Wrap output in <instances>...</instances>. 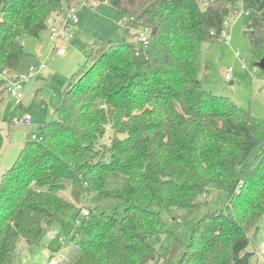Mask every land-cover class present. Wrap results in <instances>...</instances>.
Masks as SVG:
<instances>
[{"label":"trees","instance_id":"1","mask_svg":"<svg viewBox=\"0 0 264 264\" xmlns=\"http://www.w3.org/2000/svg\"><path fill=\"white\" fill-rule=\"evenodd\" d=\"M99 1L127 19V30L148 28L149 43L92 46L58 118L41 124L3 174L0 264H16L22 240L34 251L54 235L58 217L74 207L61 191L71 188L77 203L109 195L108 171L118 174L124 215L91 209L83 217L79 209L75 247L62 264H160L153 240L170 235L160 212L200 209L214 191L227 194L226 211L201 219L178 264H252L251 235L264 219V119L214 95L201 78L203 45L224 42V22L238 2ZM77 2L0 0V99L5 75L17 74L26 55L22 39L40 38L51 15ZM244 4L253 55L262 60L264 0ZM23 108L16 106L10 123L25 117ZM4 144L0 130V153Z\"/></svg>","mask_w":264,"mask_h":264},{"label":"rangeland","instance_id":"2","mask_svg":"<svg viewBox=\"0 0 264 264\" xmlns=\"http://www.w3.org/2000/svg\"><path fill=\"white\" fill-rule=\"evenodd\" d=\"M73 6L79 23L68 29L73 39L60 45L66 48V55H60L49 41L48 31L40 38L28 36L22 39L26 55L17 74L25 73L31 66L42 62L49 66V72L40 79L30 80L25 86L22 111L24 116L30 115L33 118L32 124H23V119L20 121L16 119L10 123L9 118L16 109V102L7 93L0 99V130L5 137V144L0 153V181L3 174L11 169L18 159L23 145L31 140L33 135L39 133L41 124L58 118L55 112L63 103L67 85L74 73L85 65L87 53L92 46H98L103 42L113 44L126 42L137 48L142 46L138 40L140 31L127 30L124 20L110 4L99 0H80ZM248 22L249 17L241 10L238 15L231 16L230 44L218 42L203 45L201 78H206L205 87L214 95L228 97L257 119H264V70L259 67L262 60L253 55L252 44L246 33ZM237 53L240 57H237ZM229 70H233V83L225 81L224 78ZM109 136L106 139L108 141ZM104 180L109 195L92 194L86 198L83 196L80 203L74 200L71 188L61 191L59 195L74 207L58 217L53 230L56 238H53L54 235H47L44 246L34 251H31L25 240H22L17 248L15 263L62 264L67 258L68 251L75 247L72 231L79 230L76 220L81 208L88 211L96 209L98 213L106 212L110 215L117 211L116 215L120 220L124 215V207L116 197L120 188L118 174L108 171ZM226 202L225 192L214 191L209 201L200 209H178L172 214L162 210L161 218L170 235L158 236L153 240V245L163 257L160 264H178L184 252L183 246L192 243L194 230L201 219L211 210L226 211ZM258 227L257 234L253 232L251 235L249 249L253 252L264 242V219ZM59 238L65 240L63 245ZM53 254L55 258L52 257ZM251 263L264 264V256H259L256 252Z\"/></svg>","mask_w":264,"mask_h":264},{"label":"built area","instance_id":"3","mask_svg":"<svg viewBox=\"0 0 264 264\" xmlns=\"http://www.w3.org/2000/svg\"><path fill=\"white\" fill-rule=\"evenodd\" d=\"M238 3L237 5L232 9L231 14L226 18L223 26L222 31V39L226 44H230L231 38L229 34V26H230V20L231 16L238 15L240 11H245V14L249 16V12L245 10V4L244 0H236ZM80 2V0H78ZM200 2L204 5H208V0H200ZM75 5V4H74ZM127 22V19H124V23ZM79 23V19L76 16V10L74 6H71L65 13H54L50 16L48 19L47 25H48V34H49V41L52 43V45L55 46V48L59 51L60 55H65L67 53L65 47H60V45L64 41H71L73 39V36L68 32V29L71 26H74ZM140 33L138 34V40L146 46L149 43V37H150V30L148 28H142L139 30ZM138 31V32H139ZM237 57H240V54L237 53ZM49 72L48 65L43 62L39 65H33L31 66L27 72L15 74V75H5V79L7 80V94L10 95L14 101L16 102V106H19L23 104V100L25 99V86L26 84L32 80L36 79L37 77L43 76ZM233 70H229L225 74V81L232 82L233 81ZM33 122V118L30 115H25L23 118L22 123L26 125H30ZM33 139H36L37 136L34 135L32 137ZM82 215L83 217H86L89 215L88 210L82 209ZM80 222H78V225ZM259 256H264V242L261 243L260 247L257 248V251Z\"/></svg>","mask_w":264,"mask_h":264},{"label":"water","instance_id":"4","mask_svg":"<svg viewBox=\"0 0 264 264\" xmlns=\"http://www.w3.org/2000/svg\"><path fill=\"white\" fill-rule=\"evenodd\" d=\"M259 67H260L261 69L264 70V58H263L262 61L259 63ZM51 235L53 236V234H51Z\"/></svg>","mask_w":264,"mask_h":264},{"label":"crops","instance_id":"5","mask_svg":"<svg viewBox=\"0 0 264 264\" xmlns=\"http://www.w3.org/2000/svg\"><path fill=\"white\" fill-rule=\"evenodd\" d=\"M66 55V54H65ZM230 83H233V81L232 82H230ZM2 99V98H1ZM258 248V247H257ZM257 248H256V250H257ZM253 252V251H252Z\"/></svg>","mask_w":264,"mask_h":264}]
</instances>
